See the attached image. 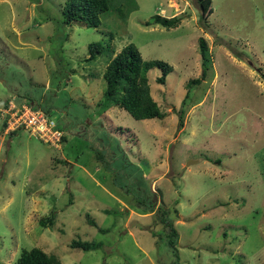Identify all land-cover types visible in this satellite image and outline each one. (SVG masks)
Listing matches in <instances>:
<instances>
[{
	"label": "rangeland",
	"instance_id": "1",
	"mask_svg": "<svg viewBox=\"0 0 264 264\" xmlns=\"http://www.w3.org/2000/svg\"><path fill=\"white\" fill-rule=\"evenodd\" d=\"M65 1L0 0V262L38 247L62 264H171L160 211L176 209L178 264H264V0H211L203 23L195 0H109L97 27L62 24ZM154 14L180 21L147 24ZM200 38L206 74L189 86ZM129 43L172 67L164 85L159 68L146 74L161 118L97 108L105 66ZM26 93L64 141L2 128L4 102Z\"/></svg>",
	"mask_w": 264,
	"mask_h": 264
},
{
	"label": "trees",
	"instance_id": "2",
	"mask_svg": "<svg viewBox=\"0 0 264 264\" xmlns=\"http://www.w3.org/2000/svg\"><path fill=\"white\" fill-rule=\"evenodd\" d=\"M199 11H200V22L212 12L211 0H195ZM110 4L109 0H66L64 6L61 8V20L62 24L66 25H77L81 27H97L100 24V16L109 10ZM180 21V17L164 18L158 14H154L151 18V22L154 24H159L163 27L170 28L176 27ZM203 23V22H202ZM64 39V36H63ZM63 39H61L60 44H62ZM59 44V45H60ZM200 54L202 57V70L200 78L192 79L189 82V86L200 83L202 79L205 78L206 74V47L204 40L200 38L199 40ZM88 56L85 61L90 62L96 59L104 51L102 44L97 42H91L87 46ZM55 54L52 53V56ZM56 64V72L60 76L67 77L63 68H60L61 58L54 56ZM157 67L160 70V75L155 78L158 84L164 85L166 81L167 74L172 70L171 65L167 62L150 59L142 60L141 54L138 48L133 44L129 43L122 47L118 53H116L106 64L103 79H104V91L103 99L97 103V108L99 111L106 110L110 105H114L126 110L131 117L137 120L142 119H152L161 118L163 113L160 110L159 105L152 98L149 90V84L147 79V71L151 68ZM51 84L58 88V84L51 82ZM188 86V87H189ZM20 100V99H19ZM35 96L32 93H26L21 97V102L32 108L39 109L45 115L52 118V111L50 106H44V104H36ZM9 100L4 102V107L7 106ZM34 101L35 104H30ZM179 118L182 117V110L179 111ZM54 121V120H53ZM6 124L2 123V128ZM60 125L55 122L54 129L61 130V142L64 141V131ZM17 130H12L10 133L15 134ZM95 157L103 162L104 168L109 169L111 164H106L104 161L103 154L97 152ZM117 174V173H115ZM142 201V198H138ZM69 200L68 203H70ZM145 209H150L152 205H145ZM152 211V210H151ZM170 210L161 209L160 220L165 225L163 228V233L165 237L166 248L174 256L171 264H178V232L173 226L174 218L176 217V209H173V217L170 216ZM54 218V212L50 215L47 223L52 224ZM41 225H45V221L40 220ZM167 228V229H166ZM102 242H91L82 241L79 239L72 240L70 243L71 248L80 249L82 251H89L97 249L101 246ZM0 264H2L0 262ZM15 264H62L60 260L54 254H47L42 249L38 247H31L28 249H21Z\"/></svg>",
	"mask_w": 264,
	"mask_h": 264
},
{
	"label": "built area",
	"instance_id": "3",
	"mask_svg": "<svg viewBox=\"0 0 264 264\" xmlns=\"http://www.w3.org/2000/svg\"><path fill=\"white\" fill-rule=\"evenodd\" d=\"M15 106L11 110L8 103L3 108L4 110L8 108L11 111L9 119L5 120L9 127L14 125V129L19 127L34 135H46V139L51 136L61 142L62 131L54 129L55 121L53 119L48 118L41 110L32 108L25 103Z\"/></svg>",
	"mask_w": 264,
	"mask_h": 264
},
{
	"label": "bare ground",
	"instance_id": "4",
	"mask_svg": "<svg viewBox=\"0 0 264 264\" xmlns=\"http://www.w3.org/2000/svg\"><path fill=\"white\" fill-rule=\"evenodd\" d=\"M15 101V100H14ZM12 102L11 100L8 101V103ZM6 127H8L10 130H14V128L9 127L8 125H6ZM16 130V129H15Z\"/></svg>",
	"mask_w": 264,
	"mask_h": 264
}]
</instances>
